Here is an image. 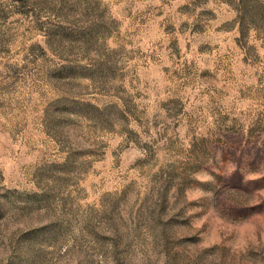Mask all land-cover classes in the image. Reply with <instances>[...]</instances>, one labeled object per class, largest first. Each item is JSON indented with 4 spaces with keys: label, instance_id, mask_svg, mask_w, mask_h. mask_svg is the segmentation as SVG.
I'll list each match as a JSON object with an SVG mask.
<instances>
[{
    "label": "rangeland",
    "instance_id": "1",
    "mask_svg": "<svg viewBox=\"0 0 264 264\" xmlns=\"http://www.w3.org/2000/svg\"><path fill=\"white\" fill-rule=\"evenodd\" d=\"M0 264H264V0H0Z\"/></svg>",
    "mask_w": 264,
    "mask_h": 264
}]
</instances>
